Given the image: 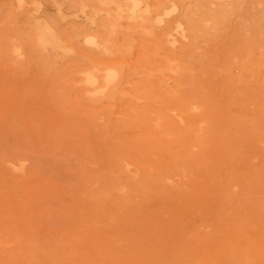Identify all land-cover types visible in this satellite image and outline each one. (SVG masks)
Wrapping results in <instances>:
<instances>
[{"label":"rangeland","instance_id":"374dc122","mask_svg":"<svg viewBox=\"0 0 264 264\" xmlns=\"http://www.w3.org/2000/svg\"><path fill=\"white\" fill-rule=\"evenodd\" d=\"M246 1L172 86L195 146L139 163L126 119L88 120L63 89L83 86L88 0H65L62 26L50 0H0V264H264V0Z\"/></svg>","mask_w":264,"mask_h":264},{"label":"bare ground","instance_id":"6f19581e","mask_svg":"<svg viewBox=\"0 0 264 264\" xmlns=\"http://www.w3.org/2000/svg\"><path fill=\"white\" fill-rule=\"evenodd\" d=\"M50 1L56 6L53 22L62 26L68 18L65 0ZM248 8L246 0H88L79 9L85 23L74 40L89 50L88 63L74 78L83 86L63 89H68L88 120L112 117L116 112L120 114L117 121L126 119L124 128L132 134L124 151L139 163L141 154L157 147L170 150L176 145L189 151L198 137L180 135L176 130L179 120L192 125L196 117L191 112L184 114L186 102L174 95L181 113L177 117L170 114L167 102H172V86L196 50L223 30L230 16ZM252 21L254 29L264 33V16ZM36 36L38 44L51 37L59 47L63 45L60 29L46 37L42 33ZM65 48L71 46L65 44ZM135 49L140 54L134 58ZM153 60L162 62L168 72H161ZM162 165L155 166L158 173ZM23 167V163L19 165V169ZM3 172L0 169V177Z\"/></svg>","mask_w":264,"mask_h":264}]
</instances>
